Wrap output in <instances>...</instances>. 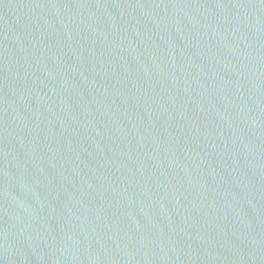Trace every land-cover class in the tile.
Here are the masks:
<instances>
[{
  "label": "water",
  "instance_id": "95a60500",
  "mask_svg": "<svg viewBox=\"0 0 264 264\" xmlns=\"http://www.w3.org/2000/svg\"><path fill=\"white\" fill-rule=\"evenodd\" d=\"M0 264H264V0H0Z\"/></svg>",
  "mask_w": 264,
  "mask_h": 264
}]
</instances>
